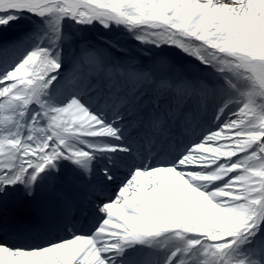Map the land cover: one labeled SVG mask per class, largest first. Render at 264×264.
<instances>
[{"label": "snow or ice", "instance_id": "6c2138e0", "mask_svg": "<svg viewBox=\"0 0 264 264\" xmlns=\"http://www.w3.org/2000/svg\"><path fill=\"white\" fill-rule=\"evenodd\" d=\"M25 14L0 42V210L84 195L62 236L0 225V264H264V0H0V30ZM170 62L194 77L190 135L153 94Z\"/></svg>", "mask_w": 264, "mask_h": 264}, {"label": "rangeland", "instance_id": "374dc122", "mask_svg": "<svg viewBox=\"0 0 264 264\" xmlns=\"http://www.w3.org/2000/svg\"><path fill=\"white\" fill-rule=\"evenodd\" d=\"M36 23H37V21L31 15H28V14L22 15L20 20L16 21L15 25L13 27L9 28L6 31L0 30V42L6 43V39H7L8 40L7 43H10V42L18 39L19 37L24 35L27 31H29L32 27H34ZM24 26H28V27L24 28ZM18 31H20V33H18ZM18 54L19 53L16 52L14 55L9 57V59L13 58L14 56H16ZM130 55L132 57H134V62L130 61L129 57H126L122 54V57H124V59L127 60L126 64H129L131 62V63H133L134 67H142L144 65V59L141 58L138 54H136L135 52H132ZM180 55L182 56V54H180ZM176 66H178V65H174L173 62H170L169 64H167V66L163 67L162 71L167 72L166 70H172V69L174 70V68ZM157 68H159V67H157ZM178 76L176 75L175 79L178 78ZM5 115H6L5 110L0 109V124H2L4 122L3 118L5 117Z\"/></svg>", "mask_w": 264, "mask_h": 264}, {"label": "bare ground", "instance_id": "6f19581e", "mask_svg": "<svg viewBox=\"0 0 264 264\" xmlns=\"http://www.w3.org/2000/svg\"><path fill=\"white\" fill-rule=\"evenodd\" d=\"M164 66H167V64L166 65H160V67H164ZM177 67H179V66H177ZM184 69H182V68H178V72H182ZM161 94V93H160ZM168 94V93H167ZM166 96V95H165ZM200 116V115H199ZM199 118H201V117H199ZM4 119V118H3ZM194 119H196V117H193V120ZM192 120V122H191V125H190V130H188V135H190L191 134V131L193 130V129H196L197 128V126H198V124L199 123H201L202 121H201V119H198L197 118V120H195V121H193ZM197 124H196V123ZM76 179H73L72 181L74 182ZM73 182H70V184L71 183H73ZM53 187L54 186H52L51 184H49L48 186H47V194H48V197H47V199L46 200H44L43 201V203H46V202H50V201H52L53 199H52V197H55V196H57V197H61V196H63V194H65L64 192H63V190H59V189H57V190H55L54 191V189H53ZM53 191H54V193H53ZM62 191V192H61ZM53 195H55V196H53ZM16 200V203L17 204H19L17 201H18V199H19V197H17V198H13V199H10V201H9V204H10V202L12 201V200ZM8 204V205H9ZM20 205V204H19ZM23 205H25V207H30V208H36V209H39V208H41L42 206H36V207H34L30 202H28V199L27 200H25L24 202H23ZM24 206H21L20 208H25ZM39 207V208H38ZM26 209V208H25Z\"/></svg>", "mask_w": 264, "mask_h": 264}]
</instances>
